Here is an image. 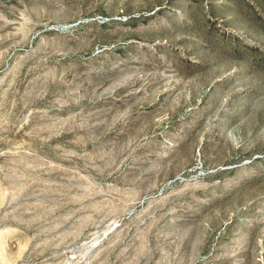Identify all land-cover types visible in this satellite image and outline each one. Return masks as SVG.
Here are the masks:
<instances>
[{
    "label": "rangeland",
    "instance_id": "374dc122",
    "mask_svg": "<svg viewBox=\"0 0 264 264\" xmlns=\"http://www.w3.org/2000/svg\"><path fill=\"white\" fill-rule=\"evenodd\" d=\"M0 264H264V0H0Z\"/></svg>",
    "mask_w": 264,
    "mask_h": 264
}]
</instances>
